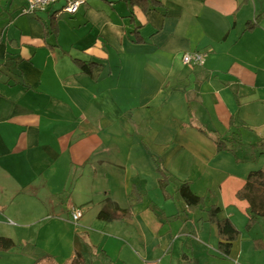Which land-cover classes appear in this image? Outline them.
Returning a JSON list of instances; mask_svg holds the SVG:
<instances>
[{"label": "crops", "instance_id": "1", "mask_svg": "<svg viewBox=\"0 0 264 264\" xmlns=\"http://www.w3.org/2000/svg\"><path fill=\"white\" fill-rule=\"evenodd\" d=\"M22 3L0 0V239L14 244L0 264H264V218L246 232L236 198L264 171V0ZM194 51L203 66L182 63ZM186 181L199 210L177 193ZM107 200L126 214L97 219ZM211 206L240 232L227 257Z\"/></svg>", "mask_w": 264, "mask_h": 264}, {"label": "trees", "instance_id": "2", "mask_svg": "<svg viewBox=\"0 0 264 264\" xmlns=\"http://www.w3.org/2000/svg\"><path fill=\"white\" fill-rule=\"evenodd\" d=\"M252 26L247 23L246 29H250ZM75 65H77L84 73L90 75L92 70L96 67V64L91 61H80L73 59ZM211 138L217 148V151H231L227 145L224 137L217 132H214V136L207 135ZM264 145V141L261 142ZM154 165L156 172L160 176L159 188L164 195H166V189L170 183L171 175L162 167L159 157L154 158ZM177 193L183 200L188 211H196L203 207V199L196 196L190 189L189 182H182L178 188ZM236 198L246 202L245 215L246 223L244 230L249 232L252 227L261 219L264 218V171L257 170L250 172L244 182L243 187L236 193ZM136 199L138 197L136 196ZM119 213L121 215L126 214V211H120L110 201H106L104 207L97 214V219L110 222L114 219V214ZM220 210L216 206H211L207 210V221L214 224L217 228V234L219 243L217 251L222 257H227L230 253L232 242L238 239L240 232L234 227L228 219H220L218 217ZM14 246L13 242L9 239H0V250L7 251ZM253 247L255 250L264 251V238H258L253 240ZM71 264H85L84 258L77 253ZM182 264H197V261L193 258L187 260V256H182Z\"/></svg>", "mask_w": 264, "mask_h": 264}, {"label": "built area", "instance_id": "3", "mask_svg": "<svg viewBox=\"0 0 264 264\" xmlns=\"http://www.w3.org/2000/svg\"><path fill=\"white\" fill-rule=\"evenodd\" d=\"M62 2L60 13L73 15L81 6L85 4V0H22V5L19 8L21 15H33L37 12H42L52 5ZM205 55L202 52H187L182 55V63L190 67H201L204 65ZM70 220L77 223L83 216V212L79 208H70Z\"/></svg>", "mask_w": 264, "mask_h": 264}, {"label": "rangeland", "instance_id": "4", "mask_svg": "<svg viewBox=\"0 0 264 264\" xmlns=\"http://www.w3.org/2000/svg\"><path fill=\"white\" fill-rule=\"evenodd\" d=\"M249 136H250L251 138H253V137H254V135H252V133H251V134H249ZM262 141H264V140H260V141L258 142V145H259V146H261V142H262Z\"/></svg>", "mask_w": 264, "mask_h": 264}]
</instances>
